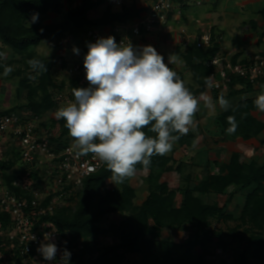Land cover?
<instances>
[{
    "label": "trees",
    "instance_id": "1",
    "mask_svg": "<svg viewBox=\"0 0 264 264\" xmlns=\"http://www.w3.org/2000/svg\"><path fill=\"white\" fill-rule=\"evenodd\" d=\"M73 0H0V73L5 74V69L10 63L3 62L2 47L9 48L13 55L21 60V69L11 71L12 76H20L23 72L37 75L34 78L28 74L21 82V88L27 90V109L36 117L51 111H57L58 104L53 99V91H63L66 87L62 82L56 86L50 74L52 64L49 60L30 51L31 48L41 43L56 39L58 42L67 36L76 38L87 35L90 31L125 24L130 20L140 17L141 10L134 7L123 8L120 13H113L106 9L97 19H89L88 13L98 9L106 0H80L66 12L58 23L43 24L41 17L49 14L62 13L64 2ZM181 3V0H175ZM38 13L36 22L31 18ZM264 35V34H263ZM263 37V36H262ZM88 48L82 51L83 57ZM218 53V47L212 45L207 50L196 48V44L190 46L183 56L185 66L190 70L197 88L188 87L197 98L202 96L206 89V80L209 79L212 69L206 63ZM39 59L46 66L42 69H32L28 61ZM234 58L231 61L235 64ZM66 64L63 67L66 68ZM182 79V76L178 74ZM37 80L35 87L34 81ZM80 77H70L68 89L83 87ZM217 93V92H215ZM259 92L248 81L236 78L229 85L228 96L236 97L238 102L230 110L218 115L215 120L221 135L227 134L233 139L242 141L258 140L264 131V123L253 116L258 109L254 101ZM221 95H217L219 98ZM74 101V96L72 97ZM7 111L1 115H7ZM234 116L238 127L233 134H228V117ZM59 127L60 137L51 138L52 141H61L69 135L65 127V121L59 119L51 123V128ZM41 124L40 128L44 129ZM52 129H48L50 132ZM148 135H154L148 129H144ZM195 136L192 133L181 136L175 143L181 154L187 152V148L193 143ZM260 146H264V139L259 140ZM9 155V154H7ZM7 161H0L1 181L15 193L17 198L33 199V193L13 188L12 183L18 179L21 156L16 150H12ZM135 175L140 174L147 197L141 204H136L137 189L130 184L127 178L118 187L108 188L107 182L112 180V173L107 166L90 176L84 181L83 187L70 197V202L75 206L56 207L53 215L43 219L52 223L56 229L70 238L69 246L73 243L83 242L84 250L79 256L77 264H123L127 256H137L139 264H206L207 244L212 241L209 231L212 221L234 220L230 213H225V207L239 193L247 190L243 204L240 208V221L245 225H252L257 231L254 238L249 239V246L255 247L254 258L262 263L264 261V156L249 164L241 162L238 154H233L229 163L219 168L217 175H207L199 181H192L188 175L181 180L178 188L170 189L168 184L161 182L163 174L177 171L181 173L182 167L174 163L172 156L154 155L148 168L137 164ZM33 185L38 186V173L33 171ZM232 188L228 196L227 204L222 206L217 202L206 203L203 196L214 195L224 197L227 190ZM180 203L175 204L177 196ZM51 198H47L43 205H47ZM119 214L125 216L117 227L118 244L102 247L96 257H92L91 247L101 233L99 223L109 215ZM8 217L0 213V222L8 223ZM189 225L196 230L192 240L185 245L175 243L170 238L162 239L164 230H172L179 226ZM199 235L204 236L199 239ZM92 242V243H91ZM224 249L225 243L220 242ZM18 264H21L20 262ZM221 264H252L246 256V252L232 250L230 262L222 261Z\"/></svg>",
    "mask_w": 264,
    "mask_h": 264
},
{
    "label": "clouds",
    "instance_id": "2",
    "mask_svg": "<svg viewBox=\"0 0 264 264\" xmlns=\"http://www.w3.org/2000/svg\"><path fill=\"white\" fill-rule=\"evenodd\" d=\"M37 18L38 13H34L32 22ZM176 61L177 57L170 55L165 63L153 46L117 44L112 36L89 43L83 61L89 87L73 88L74 102L55 113L56 119L65 121L77 155H94L110 170L113 181L123 183L135 175L137 164L148 168L151 157L168 154L181 136L196 127L194 116L200 99L207 107H214L210 97L194 96L169 67ZM28 64L34 70L46 71L39 59H30ZM11 71L6 68L5 75ZM206 84L212 87L210 78ZM218 104L224 110L231 106L223 95ZM254 105L264 112V93L257 96ZM228 124L226 132L235 133L238 124L234 116L228 117ZM146 128L154 135H148ZM50 239L45 234V241ZM37 251L44 260L55 261L59 249L47 242ZM70 255L64 249L60 264H69Z\"/></svg>",
    "mask_w": 264,
    "mask_h": 264
},
{
    "label": "built area",
    "instance_id": "3",
    "mask_svg": "<svg viewBox=\"0 0 264 264\" xmlns=\"http://www.w3.org/2000/svg\"><path fill=\"white\" fill-rule=\"evenodd\" d=\"M192 1L194 0H181L180 4L185 5ZM176 2L156 0L150 11L139 17L132 26L114 25L107 34L99 35L91 31L87 36L92 43L99 38L112 36L117 44L130 42L134 46L137 42L139 47H154L148 36L156 28L164 31L169 27ZM129 32L134 38L133 41L128 37ZM195 44L196 48L203 50L213 45L209 34L201 35ZM71 64L67 68V74L71 77L79 76L81 86L89 87L84 63L75 61ZM206 65L212 69L209 77L212 87L209 88L213 92L229 91L231 81L242 78L253 85L259 94L264 93V51L235 64L231 62L230 54L217 53ZM36 119H27L15 112L0 115V138L6 139L4 142H7V139L12 142L21 156L18 179L12 183V187L32 192L34 195L32 200L17 198L15 193L4 185L0 191V213L9 218L6 225L0 222V264H60L64 249L71 253L69 264H77L84 250L83 242L69 246L70 238L67 234L60 233L52 223L42 220L53 215L56 209L55 199L66 193L81 190L84 181L99 172L105 164L92 154L77 155V150L72 147L74 140L70 135L59 142L52 141L51 138L58 139L60 134H49L41 130L39 125L34 124ZM41 168L44 171H41ZM33 171L44 172V175H37L39 183L36 187L31 175ZM41 185H46L47 188L43 199L38 193ZM49 197L51 199L47 205H43ZM45 234L51 237L49 241H45ZM47 242L55 243L59 249L55 261L44 260L37 251L41 243Z\"/></svg>",
    "mask_w": 264,
    "mask_h": 264
},
{
    "label": "rangeland",
    "instance_id": "4",
    "mask_svg": "<svg viewBox=\"0 0 264 264\" xmlns=\"http://www.w3.org/2000/svg\"><path fill=\"white\" fill-rule=\"evenodd\" d=\"M80 0H73L71 3L64 2L62 13L59 15L55 14H49L44 17H41V21L43 24L48 23H58L62 20L63 16L66 14L68 10H70L73 6L79 4ZM200 2V1H199ZM178 4L176 2L175 5ZM180 4V3H179ZM173 7V11H174ZM196 7V6H195ZM218 10H225L226 4L223 0H221L220 4L218 5ZM196 9V8H194ZM201 9V10H200ZM199 9V12L204 11L205 13H208V11H213V7L210 5H201ZM99 10V11H98ZM232 11V8L229 7L228 12ZM249 13H257L261 10H264V0H260L257 2H254V5L249 6L247 9ZM246 10V11H247ZM218 11V12H219ZM239 13V10H236V13ZM192 13L195 11H191ZM101 9H97L93 11V14L90 16L89 19H95L99 18L98 16H101ZM241 14V13H239ZM97 16V17H96ZM102 29V28H100ZM100 29L93 30L97 32L100 35ZM157 29V28H156ZM163 31V30H162ZM170 31L171 29L167 28L164 29V33ZM91 32V31H90ZM162 33V34H164ZM88 35V34H87ZM87 35L84 36H78L76 38L67 36L62 41H57L56 39L41 43L39 46L31 48L30 51L42 56L43 58L49 60L52 64V68L50 70V74L53 77L54 82L56 83V86H60L62 82L65 83V88L63 91H53V99L58 104V107L66 106L67 103L70 101L74 102L72 97V91L68 89V80L71 76L67 74V68L68 66L72 65V62L78 61L83 62L84 57L82 55V51L84 48H88V44L92 43L91 39L88 38ZM129 39L132 41L134 38L132 37L131 33H128ZM177 39V37H176ZM181 41L178 39L176 42V45H180ZM2 44L0 43V46ZM175 45V47H176ZM3 52V62L4 63H10L11 69L13 71H16L17 69H21V60L19 57H16L13 55L12 51L7 47H2ZM74 49H78V53L74 51ZM66 64V68L63 67V64ZM29 72H23L20 76H12L10 74H1L0 73V115L7 111L15 112V114L20 115L21 117H25L27 119H30L34 116L29 109H27V90L21 88L20 82L28 76ZM31 78H34L37 75H31ZM74 77V76H72ZM34 85L36 87L37 80L34 81ZM210 89V88H209ZM213 102V101H212ZM216 111L214 110V107L212 110H210L209 107H207L204 103V100L199 103V109L198 113L199 116H205L204 114L208 113L210 110L211 113L217 114L219 112L220 106L218 104V100H216ZM224 110V109H223ZM56 111H51L43 114L41 117H36L37 119L34 121L35 125H41L43 124L44 129H41L43 131H47L48 129H52L50 132L52 134H59V127L57 125L54 126V128H51V123L56 122L58 119L55 117ZM211 128L216 129V126H212ZM264 139V136H260L258 140H253L252 143L248 142L250 145H254L257 150H259V153L264 154V146H260L259 140ZM6 140V139H5ZM5 140H2L0 138V161H7V159L11 156L10 153L12 150H16L12 142H10L7 139V142H4ZM244 144V146L248 145ZM248 145V146H249ZM250 145V146H251ZM252 147V146H251ZM241 149V148H239ZM254 152V151H253ZM252 152V153H253ZM9 154V155H7ZM240 156V161H248L245 156L241 157L239 153H237ZM243 154V153H242ZM262 154V156H264ZM258 160V159H257ZM180 163V162H178ZM199 167V166H198ZM197 166L188 167L183 170L184 175H182L183 178L186 176H189L192 178V181H195V179H200L203 175H199L201 172L198 170ZM44 170H46V167L43 166ZM43 168H41V171H44ZM201 168V167H200ZM38 175H44V172H37ZM1 175V172H0ZM140 174H137L134 176L133 179H131L130 184L137 189V198L135 200L136 204H141L147 197V190L145 189V186L143 184ZM181 177H178L177 175H169L166 176L165 179H162L161 182H166L168 184V187L170 189H177L180 183ZM196 182V181H195ZM108 188L118 187L119 183H116L115 181H109L107 182ZM3 188V184L1 181L0 176V191ZM39 197L42 198L43 195L46 193V185L39 186ZM224 197H216L214 195H207L203 196V200L206 203H213L217 202L220 206L227 204L228 196L231 194V189L227 190ZM72 192L64 194L62 197H58L55 199L56 201V207H62V206H75V203L70 202V196ZM247 193V190L242 191L240 194L238 193L232 201L228 203L225 207V213H231L235 219L233 220H227V221H212L209 231L211 233L212 241L207 244V257H206V264H221L222 261H226V263L230 262L232 258V250H236L238 252L245 251L246 256L251 261L252 264H264V261L262 263L254 258L255 253V247L249 246V239L254 238L257 231H254V227L249 224H243L240 219V208L239 206L243 204L245 194ZM34 196V195H33ZM43 199V198H42ZM181 197L178 195L175 201V204L177 205L180 203ZM126 217L121 216L119 214L109 215L106 218H104L100 223L99 227L101 230V233L98 235L97 239L93 242L91 250L92 257H96L98 255L99 249L105 246L114 245L116 244V238L118 236L117 233V227L120 223V221ZM196 230L192 228L189 225H183L179 226L172 230H164L162 232V239L170 238L175 241V243L180 245H185L190 239L192 240L193 235H195ZM263 239H264V233H262ZM199 239H203L204 236L198 234ZM220 242L225 243V248L223 249L220 245ZM92 243V242H91ZM264 257V255H263ZM123 264H139V260L133 256H128Z\"/></svg>",
    "mask_w": 264,
    "mask_h": 264
},
{
    "label": "crops",
    "instance_id": "5",
    "mask_svg": "<svg viewBox=\"0 0 264 264\" xmlns=\"http://www.w3.org/2000/svg\"><path fill=\"white\" fill-rule=\"evenodd\" d=\"M155 1L156 0H106L98 9H101L102 15L107 8L113 13H120L123 8L134 7L141 10L140 17H143L150 11ZM223 1L226 4V8L220 11L217 7L221 0H194L185 5H181L178 2L169 20L168 28L171 29V32L168 31L164 33V31L156 29L148 36L149 41L154 45L157 52L164 57L165 63L168 62V57L170 55L177 57V61L175 63H170L169 67L182 76V80L185 82L186 87H194L195 89L197 88V84L193 80L192 73L185 66L183 56L187 53L190 46L196 43L198 38L203 34H209L211 36L212 44L218 47L219 54H230L231 61H233L234 58L236 59L235 61L246 60L264 51V41L262 37L264 34V10L257 13H249L247 10L249 6L254 5V2L260 0ZM201 5L212 6L213 11H208V13L204 11L199 12ZM229 7L232 8L230 12H228ZM236 10H239L241 14H239L238 11L236 13ZM93 11L88 13V18L93 14ZM191 11L195 12L192 13ZM98 17H100V15ZM137 19L138 18L130 20L125 23V25L130 27L132 24L136 23ZM111 29L112 27L102 28L100 32L107 34ZM178 39L181 41L180 45H176ZM134 46L138 48L139 44L136 42ZM228 93L229 91L215 93L207 87L202 96L210 97L211 100L215 102L218 100L217 95H223L230 102L231 106L228 109L230 110L237 104L238 100L236 97L228 96ZM202 101L203 99H200V102ZM215 104L216 103H214V110L216 111L217 107ZM220 109L221 110H219L217 114H210V110H212V108H210L209 112L204 114L205 116H199L197 111L194 116L196 127L190 129L188 132L195 136V140L187 148V152L181 154L175 143L172 150L166 154L168 157L172 156L174 163L182 167L181 173L174 171L172 173L163 174L162 179H165L166 176L169 175H177L180 177V175H184V169L194 165L197 167L199 166L198 170L201 172L199 175H203L200 179H195V181H199L207 175H217L219 173V168L228 164L233 154L239 153L241 157L245 156L248 161H244V163L247 164L262 157L263 153H259V150L254 148V145L250 144L251 147L248 144V142L252 143L253 140L244 142L239 138L233 139L227 134L221 135L217 127L216 129L211 128L213 125L215 126L214 123L218 115L228 111L223 110L221 107ZM253 116L261 123H264V112L257 110L253 112ZM262 135L264 136V131L261 136ZM194 142H196L195 147L193 146ZM244 144H248L249 146H244ZM230 189L232 190V188ZM116 241V244H118L119 240L117 238ZM133 257L139 260L137 256Z\"/></svg>",
    "mask_w": 264,
    "mask_h": 264
}]
</instances>
